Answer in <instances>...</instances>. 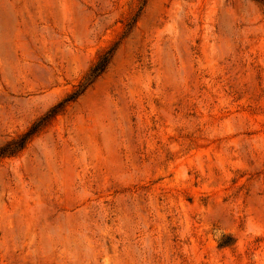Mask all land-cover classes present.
Masks as SVG:
<instances>
[{"label":"rangeland","instance_id":"obj_1","mask_svg":"<svg viewBox=\"0 0 264 264\" xmlns=\"http://www.w3.org/2000/svg\"><path fill=\"white\" fill-rule=\"evenodd\" d=\"M35 124L0 264H264V3L0 0V149Z\"/></svg>","mask_w":264,"mask_h":264},{"label":"trees","instance_id":"obj_2","mask_svg":"<svg viewBox=\"0 0 264 264\" xmlns=\"http://www.w3.org/2000/svg\"><path fill=\"white\" fill-rule=\"evenodd\" d=\"M257 2H261L264 3V0H256ZM130 24H126V26L128 27V29L130 28L129 26ZM113 55V47L110 49H107L103 52V54L99 57V59L93 64V66L90 68L89 72L87 73V75L85 76V80L83 81L82 84H80V87L82 88L80 91H83V89H85L89 84H91L92 82L95 81V79L100 76L104 70L106 69L107 65L109 64L111 58ZM70 97H74L73 95ZM72 99V98H68ZM66 100L60 102L59 104L53 106L50 110L49 113L43 118V120L45 121L47 119V117H53L54 115L57 114L58 111H60V109L63 108L64 106V102ZM39 129V125L35 124L31 127V129L27 132L24 133V135L21 137L20 139V143L17 141H13L9 144H7V146L3 147L0 149V156L5 155L7 151V148L14 147V151H15V146L18 149H21L26 141ZM7 147V148H6ZM13 152V151H12Z\"/></svg>","mask_w":264,"mask_h":264}]
</instances>
